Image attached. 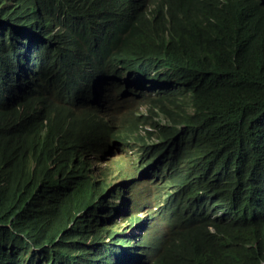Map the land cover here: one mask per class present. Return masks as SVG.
I'll return each instance as SVG.
<instances>
[{
  "label": "trees",
  "instance_id": "obj_1",
  "mask_svg": "<svg viewBox=\"0 0 264 264\" xmlns=\"http://www.w3.org/2000/svg\"><path fill=\"white\" fill-rule=\"evenodd\" d=\"M263 262L264 0H0V264Z\"/></svg>",
  "mask_w": 264,
  "mask_h": 264
},
{
  "label": "rangeland",
  "instance_id": "obj_2",
  "mask_svg": "<svg viewBox=\"0 0 264 264\" xmlns=\"http://www.w3.org/2000/svg\"><path fill=\"white\" fill-rule=\"evenodd\" d=\"M136 87H137L138 89H142V90H144V89H146V90H147V89H150L149 86H145V87H143V86H141V85H139V84H137ZM144 106H146V105H144ZM141 110L144 111V107H142ZM136 149H138L137 146L133 148V150H136ZM263 264H264V262H263Z\"/></svg>",
  "mask_w": 264,
  "mask_h": 264
},
{
  "label": "clouds",
  "instance_id": "obj_3",
  "mask_svg": "<svg viewBox=\"0 0 264 264\" xmlns=\"http://www.w3.org/2000/svg\"><path fill=\"white\" fill-rule=\"evenodd\" d=\"M99 81L102 83V80L101 79H99ZM137 88V87H136Z\"/></svg>",
  "mask_w": 264,
  "mask_h": 264
}]
</instances>
